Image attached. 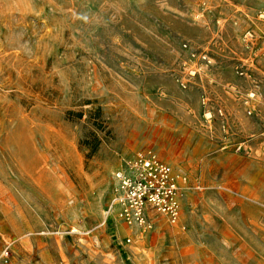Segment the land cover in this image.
<instances>
[{
    "label": "rangeland",
    "instance_id": "obj_1",
    "mask_svg": "<svg viewBox=\"0 0 264 264\" xmlns=\"http://www.w3.org/2000/svg\"><path fill=\"white\" fill-rule=\"evenodd\" d=\"M149 151L180 217L130 226ZM0 264H264V0H0Z\"/></svg>",
    "mask_w": 264,
    "mask_h": 264
},
{
    "label": "built area",
    "instance_id": "obj_2",
    "mask_svg": "<svg viewBox=\"0 0 264 264\" xmlns=\"http://www.w3.org/2000/svg\"><path fill=\"white\" fill-rule=\"evenodd\" d=\"M254 36L253 31L244 35L246 41H252ZM115 180L111 209L128 225H146L149 212H157L172 223L179 219L187 178L180 177L152 152L125 160L124 167L115 173Z\"/></svg>",
    "mask_w": 264,
    "mask_h": 264
}]
</instances>
